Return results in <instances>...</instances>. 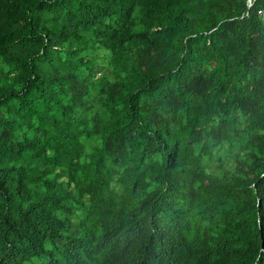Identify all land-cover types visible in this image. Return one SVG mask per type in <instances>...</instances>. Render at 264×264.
<instances>
[{
  "label": "trees",
  "instance_id": "1",
  "mask_svg": "<svg viewBox=\"0 0 264 264\" xmlns=\"http://www.w3.org/2000/svg\"><path fill=\"white\" fill-rule=\"evenodd\" d=\"M137 222L119 264H264V0H0V264Z\"/></svg>",
  "mask_w": 264,
  "mask_h": 264
},
{
  "label": "clouds",
  "instance_id": "2",
  "mask_svg": "<svg viewBox=\"0 0 264 264\" xmlns=\"http://www.w3.org/2000/svg\"><path fill=\"white\" fill-rule=\"evenodd\" d=\"M119 221L123 220L116 217L113 223ZM130 226L131 229L128 232L127 236L123 237L120 240V237L116 239V233L113 229L109 228L108 230H106V235L102 239V242L100 244L101 249L93 250L90 256H88L83 251L79 252L78 256H76V253L78 251H62L61 254L65 257V259L72 261L74 264H90L92 259H94L97 264H101L103 260L111 262L113 264H119L118 262L124 258H134L132 241L138 237L140 242H142L144 231L142 222L133 223ZM74 229L82 232V230L79 228Z\"/></svg>",
  "mask_w": 264,
  "mask_h": 264
}]
</instances>
